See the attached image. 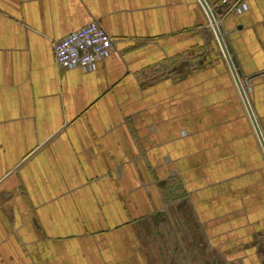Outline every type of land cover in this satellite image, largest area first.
Segmentation results:
<instances>
[{
	"label": "crops",
	"instance_id": "0c3cea01",
	"mask_svg": "<svg viewBox=\"0 0 264 264\" xmlns=\"http://www.w3.org/2000/svg\"><path fill=\"white\" fill-rule=\"evenodd\" d=\"M202 1L259 137L200 0H0V264H262L264 0Z\"/></svg>",
	"mask_w": 264,
	"mask_h": 264
},
{
	"label": "built area",
	"instance_id": "2783aa9c",
	"mask_svg": "<svg viewBox=\"0 0 264 264\" xmlns=\"http://www.w3.org/2000/svg\"><path fill=\"white\" fill-rule=\"evenodd\" d=\"M112 41L98 24L91 22L54 41L53 60L62 68L92 67L108 55Z\"/></svg>",
	"mask_w": 264,
	"mask_h": 264
},
{
	"label": "water",
	"instance_id": "95a60500",
	"mask_svg": "<svg viewBox=\"0 0 264 264\" xmlns=\"http://www.w3.org/2000/svg\"><path fill=\"white\" fill-rule=\"evenodd\" d=\"M200 1H201L202 5H203L205 11L207 12V15H208V17H209L210 23H211V25H212V28H213V30H214V32H215V34H216V38H217V41H218V43H219V46H220V48H221V50H222V52H223V55H224V57H225V59H226V61H227L228 66H229V68H230V70H231V72H232V74H233V77H234V79H235V82H236L237 88H238V90H239V92H240V94H241V97H242V99H243V102H244V104H245V106H246V108H247V111H248V113H249L251 119H252L253 126H254V128H255V130H256V132H257V134H258V137H259V133H258V131H257V129H256L255 122H254V120H253V117L251 116V112H250V110H249V108H248V105H247L246 99H245V97H244V93H243L242 87H241V85H240V83H239V81H238V79H237V76H236V74H235V72H234V70H233V68H232V66H231V62H230L229 57H228V55H227V53H226V51H225V48H224L223 43H222V41H221V38H220V36H219V32H218L217 27H216V25H215V23H214V20H213V18H212V16H211V14H210V12H209L207 6L205 5V3H204L202 0H200ZM259 140H260L261 145H262V147H263V149H264V145H263V142H262L261 138H259Z\"/></svg>",
	"mask_w": 264,
	"mask_h": 264
},
{
	"label": "rangeland",
	"instance_id": "374dc122",
	"mask_svg": "<svg viewBox=\"0 0 264 264\" xmlns=\"http://www.w3.org/2000/svg\"><path fill=\"white\" fill-rule=\"evenodd\" d=\"M259 242L260 244L259 247L257 248L258 249L257 251L259 252V256L261 258L262 264H264V235L260 237Z\"/></svg>",
	"mask_w": 264,
	"mask_h": 264
}]
</instances>
